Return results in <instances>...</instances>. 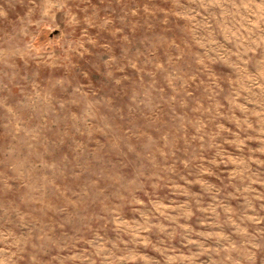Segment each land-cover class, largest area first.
<instances>
[{"label": "rangeland", "instance_id": "374dc122", "mask_svg": "<svg viewBox=\"0 0 264 264\" xmlns=\"http://www.w3.org/2000/svg\"><path fill=\"white\" fill-rule=\"evenodd\" d=\"M0 264H264V0H0Z\"/></svg>", "mask_w": 264, "mask_h": 264}]
</instances>
